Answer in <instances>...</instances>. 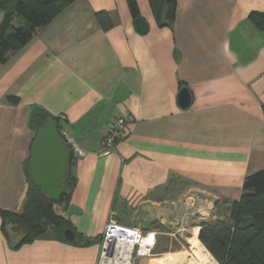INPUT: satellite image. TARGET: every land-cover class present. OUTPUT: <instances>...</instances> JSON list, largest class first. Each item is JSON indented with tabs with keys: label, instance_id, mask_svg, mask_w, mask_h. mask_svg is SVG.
Segmentation results:
<instances>
[{
	"label": "crops",
	"instance_id": "1",
	"mask_svg": "<svg viewBox=\"0 0 264 264\" xmlns=\"http://www.w3.org/2000/svg\"><path fill=\"white\" fill-rule=\"evenodd\" d=\"M138 2L145 34L126 0H76L0 63V210L24 207L33 106L67 115L86 152L75 154L65 213L79 243L50 230L14 248L0 214V264H98L111 218L156 233L153 254L134 264H220L199 239L201 225L225 220L246 176L264 170V31L250 20L264 0H176L163 27L149 0ZM101 11L110 29L97 21ZM126 114L135 118L128 135L103 155L104 134Z\"/></svg>",
	"mask_w": 264,
	"mask_h": 264
},
{
	"label": "trees",
	"instance_id": "2",
	"mask_svg": "<svg viewBox=\"0 0 264 264\" xmlns=\"http://www.w3.org/2000/svg\"><path fill=\"white\" fill-rule=\"evenodd\" d=\"M76 0H0V63H6L11 55L25 47L53 19ZM134 20L141 17L138 0H126ZM151 10L159 26H171L176 17V0H149ZM104 29H110L113 21L105 11L96 14ZM250 20L264 31V13L252 12ZM9 103L18 104L21 99L15 95L6 96ZM264 111V102L262 104ZM52 118L62 135L64 123L41 106H33L30 127L35 136L44 121ZM65 140V139H64ZM66 142V141H65ZM69 153V171L65 177V191L57 201H52L34 183L30 174V156L25 162L27 190L22 211L1 209L3 231L10 221L13 230L21 233V239L13 245L20 248L26 243L53 230L61 240H67L65 231H74L71 220L65 215L70 207L76 186L73 169L76 162L72 147L66 142ZM56 205L63 206L61 212ZM227 218L215 222H204L199 239L220 264H264V170L246 176L240 198L229 202ZM76 238L74 244L79 241ZM88 241L86 244H88Z\"/></svg>",
	"mask_w": 264,
	"mask_h": 264
},
{
	"label": "built area",
	"instance_id": "3",
	"mask_svg": "<svg viewBox=\"0 0 264 264\" xmlns=\"http://www.w3.org/2000/svg\"><path fill=\"white\" fill-rule=\"evenodd\" d=\"M59 118L61 123H64L62 135L65 141L72 147L78 158L84 156L85 150L77 144L66 126L67 115L61 114ZM134 120L133 115L126 114L112 122L109 131L104 134L102 139L101 153L103 155L110 154L117 142L128 135L130 125ZM155 245V232H144L138 226H124L111 218L101 243L98 264H134L135 256L152 255Z\"/></svg>",
	"mask_w": 264,
	"mask_h": 264
},
{
	"label": "water",
	"instance_id": "4",
	"mask_svg": "<svg viewBox=\"0 0 264 264\" xmlns=\"http://www.w3.org/2000/svg\"><path fill=\"white\" fill-rule=\"evenodd\" d=\"M135 27L143 34L149 29L143 17L135 20ZM179 102L183 108L191 105L192 96L188 88L181 89ZM30 157L32 180L50 200L57 201L65 191L64 181L69 171V153L67 144L52 118L46 119L38 130L31 147ZM65 237L72 241L76 237L75 232L67 229Z\"/></svg>",
	"mask_w": 264,
	"mask_h": 264
},
{
	"label": "rangeland",
	"instance_id": "5",
	"mask_svg": "<svg viewBox=\"0 0 264 264\" xmlns=\"http://www.w3.org/2000/svg\"><path fill=\"white\" fill-rule=\"evenodd\" d=\"M62 207L63 206H60L59 207L58 205H56L57 211L58 212H61ZM13 227H14V225L12 223H10V221L6 224V230L9 233V236L11 238V242L13 244H15V243H17L21 239L22 234L21 233H18V232H15L13 230Z\"/></svg>",
	"mask_w": 264,
	"mask_h": 264
},
{
	"label": "bare ground",
	"instance_id": "6",
	"mask_svg": "<svg viewBox=\"0 0 264 264\" xmlns=\"http://www.w3.org/2000/svg\"><path fill=\"white\" fill-rule=\"evenodd\" d=\"M193 243H194V247L197 249V252L200 253V256L202 258V260H205L208 258L209 254L208 252H204V251H201V247H202V244L198 241V239L196 237H194V240H193ZM202 250H204V248L202 247ZM209 260V259H208ZM204 261V262H205ZM211 263V262H210ZM214 264H217V263H214Z\"/></svg>",
	"mask_w": 264,
	"mask_h": 264
}]
</instances>
